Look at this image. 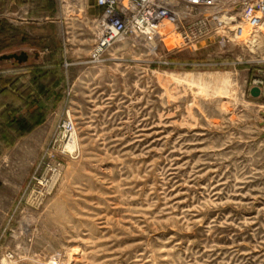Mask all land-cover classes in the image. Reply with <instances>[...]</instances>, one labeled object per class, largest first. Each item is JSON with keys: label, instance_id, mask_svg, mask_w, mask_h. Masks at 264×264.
Here are the masks:
<instances>
[{"label": "rangeland", "instance_id": "1", "mask_svg": "<svg viewBox=\"0 0 264 264\" xmlns=\"http://www.w3.org/2000/svg\"><path fill=\"white\" fill-rule=\"evenodd\" d=\"M38 2L0 15V264H264V26L96 53L95 0Z\"/></svg>", "mask_w": 264, "mask_h": 264}, {"label": "built area", "instance_id": "2", "mask_svg": "<svg viewBox=\"0 0 264 264\" xmlns=\"http://www.w3.org/2000/svg\"><path fill=\"white\" fill-rule=\"evenodd\" d=\"M101 9L96 53L126 36L161 39L173 27L180 46L213 40L224 46L244 41L246 25L264 26V0H95ZM264 89V71L254 79ZM69 130L73 125H68Z\"/></svg>", "mask_w": 264, "mask_h": 264}, {"label": "crops", "instance_id": "3", "mask_svg": "<svg viewBox=\"0 0 264 264\" xmlns=\"http://www.w3.org/2000/svg\"><path fill=\"white\" fill-rule=\"evenodd\" d=\"M7 4L8 7L5 8L0 15L1 16H8V14H10V10L13 8H15L17 10V13L19 16L21 17H28V16H40V17H47L49 16L50 13H47L46 8L44 5H42L41 3H34L31 4V0H7ZM93 7L95 8V6L93 5ZM1 10V9H0ZM22 52H25L28 54L27 51L23 50ZM13 53H18V52H13ZM12 54V53H10ZM5 55V54H1L0 56ZM39 53L35 52V59H38ZM30 57L28 54V60L23 61V62H27L29 61ZM16 61V60H14ZM17 62V61H16ZM19 63V62H18ZM22 63V62H21Z\"/></svg>", "mask_w": 264, "mask_h": 264}, {"label": "water", "instance_id": "4", "mask_svg": "<svg viewBox=\"0 0 264 264\" xmlns=\"http://www.w3.org/2000/svg\"><path fill=\"white\" fill-rule=\"evenodd\" d=\"M0 60H16L17 62L21 63L23 61H26L28 60V54L25 53V52H21V53H12V54H5V55H2L0 56ZM251 93L254 95V96H258L260 95L261 93V88L256 86V87H253ZM263 95H264V91H263ZM264 114V112H263ZM262 125H264V122H262ZM263 137H264V134H263Z\"/></svg>", "mask_w": 264, "mask_h": 264}, {"label": "bare ground", "instance_id": "5", "mask_svg": "<svg viewBox=\"0 0 264 264\" xmlns=\"http://www.w3.org/2000/svg\"><path fill=\"white\" fill-rule=\"evenodd\" d=\"M170 27V25H166V29L169 31V30H172V29H168ZM165 75V74H164ZM171 77H172V74L170 75ZM171 77H169L170 79H172ZM68 138H69V136H68ZM70 140H71V138H70ZM76 145H77V142H76V140H74V141H72V144L70 143L69 144V148L70 149H72L73 150V147L75 148L76 147ZM56 258V257H55ZM57 262H58V260H57ZM51 263V262H50Z\"/></svg>", "mask_w": 264, "mask_h": 264}]
</instances>
